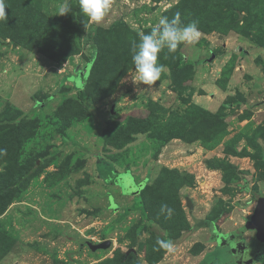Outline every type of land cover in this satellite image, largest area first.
<instances>
[{
    "label": "rangeland",
    "instance_id": "obj_1",
    "mask_svg": "<svg viewBox=\"0 0 264 264\" xmlns=\"http://www.w3.org/2000/svg\"><path fill=\"white\" fill-rule=\"evenodd\" d=\"M61 3L6 0L0 21V264H233L198 221L259 244L264 0H113L100 23ZM177 13L199 41L134 83L133 42Z\"/></svg>",
    "mask_w": 264,
    "mask_h": 264
},
{
    "label": "clouds",
    "instance_id": "obj_2",
    "mask_svg": "<svg viewBox=\"0 0 264 264\" xmlns=\"http://www.w3.org/2000/svg\"><path fill=\"white\" fill-rule=\"evenodd\" d=\"M80 11L94 23H100L110 11L113 0H78ZM6 0H0V21L7 20L5 8ZM72 11L68 0H62L57 15H65ZM200 39V31L196 21L182 24L179 13L169 20L162 17L158 25L150 32L143 34L138 43L133 42L132 62L134 65L131 80L136 84L153 86L162 75L163 66L158 64V55L165 48L168 52H175L181 43L196 44ZM2 151V150H0ZM160 214L171 218L173 209L164 204L160 207ZM160 250L174 254L176 249L171 239H157Z\"/></svg>",
    "mask_w": 264,
    "mask_h": 264
},
{
    "label": "flooded vegetation",
    "instance_id": "obj_3",
    "mask_svg": "<svg viewBox=\"0 0 264 264\" xmlns=\"http://www.w3.org/2000/svg\"><path fill=\"white\" fill-rule=\"evenodd\" d=\"M250 217V216H249ZM210 236L212 240L216 243V247L223 250V252L228 253V260L233 264H244L242 261L245 259V264H255L257 261L264 256V246L263 243H260L254 235V241H258L259 244L251 242V244H246L244 240L237 238V235L234 233L221 234L218 230H210ZM253 244V245H252ZM256 247L255 255L253 256L251 262L248 261V251L250 248Z\"/></svg>",
    "mask_w": 264,
    "mask_h": 264
},
{
    "label": "water",
    "instance_id": "obj_4",
    "mask_svg": "<svg viewBox=\"0 0 264 264\" xmlns=\"http://www.w3.org/2000/svg\"><path fill=\"white\" fill-rule=\"evenodd\" d=\"M186 204L188 208H193L192 201L188 197L186 198ZM244 226H246L248 230H253L255 238L260 243L264 244V194L258 196L253 213L250 215ZM84 243H86L91 250H97L109 247L111 242L109 239H106L96 243L91 241H85ZM255 250L263 251V249H256V247L250 248L248 251L249 262H251L253 256L255 255Z\"/></svg>",
    "mask_w": 264,
    "mask_h": 264
},
{
    "label": "trees",
    "instance_id": "obj_5",
    "mask_svg": "<svg viewBox=\"0 0 264 264\" xmlns=\"http://www.w3.org/2000/svg\"><path fill=\"white\" fill-rule=\"evenodd\" d=\"M76 87V86H75ZM99 144L97 143L96 144V146H98ZM97 148V147H96ZM105 162V163H107V164H109V166L110 167H112L113 165L111 164V161H108V160H102L101 162ZM110 170L111 171H109L108 172V174H105V173H100V177L102 178V179H104L105 180V182H107V183H113V184H117V185H119V186H121V188H122V190L124 189V188H126L124 185H122L121 184V182H120V180L118 181V179H116V177H117V173H116V171L114 172V167H112V168H110ZM109 176V175H111V177H107V176ZM112 176H114L113 178H112ZM141 188L143 187V186H140ZM140 188V189H141ZM132 192H134V191H132ZM260 196V195H259ZM198 223H199V227H208V228H210V230H215V227H214V225H213V221H210V220H208L207 218H204V219H202V220H199L198 221Z\"/></svg>",
    "mask_w": 264,
    "mask_h": 264
},
{
    "label": "crops",
    "instance_id": "obj_6",
    "mask_svg": "<svg viewBox=\"0 0 264 264\" xmlns=\"http://www.w3.org/2000/svg\"><path fill=\"white\" fill-rule=\"evenodd\" d=\"M123 172H125L124 170H121V171H119V173H117V174H122ZM113 187H114V189H120L121 191H122V188H121V186H119V185H117V184H114L113 185ZM199 229H201V230H203V229H205V227H200Z\"/></svg>",
    "mask_w": 264,
    "mask_h": 264
}]
</instances>
